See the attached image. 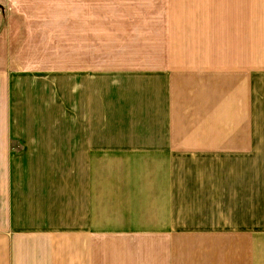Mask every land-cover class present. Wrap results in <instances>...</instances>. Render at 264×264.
Listing matches in <instances>:
<instances>
[{
	"label": "crops",
	"instance_id": "1",
	"mask_svg": "<svg viewBox=\"0 0 264 264\" xmlns=\"http://www.w3.org/2000/svg\"><path fill=\"white\" fill-rule=\"evenodd\" d=\"M193 1L0 0V264H264L262 0Z\"/></svg>",
	"mask_w": 264,
	"mask_h": 264
},
{
	"label": "rangeland",
	"instance_id": "2",
	"mask_svg": "<svg viewBox=\"0 0 264 264\" xmlns=\"http://www.w3.org/2000/svg\"><path fill=\"white\" fill-rule=\"evenodd\" d=\"M199 1H201V0H194L193 2H194V4H198ZM203 1H206V0H203ZM232 2H234V1H232ZM261 7H262V26H261L262 39L260 40L259 47H260L261 67L263 69L262 71L264 72V62H263V57H264V0L261 1ZM232 8H233V6H232ZM0 11L2 12V14L4 16V20L2 22V28H3L5 26V17H6L5 15H6V11H7L6 6L0 4ZM195 13H196V17H201V15H202L198 11H196ZM189 14H190L189 11L183 13V15L187 19L189 18V16H190V19H191V17H194L193 15H191V14L189 15ZM203 17H205V16H203ZM221 18H222V16H215L214 17L215 25L213 26V29L219 28V31H218L217 37H216V40H218V41H219V38H221V36L223 34V30L220 29L222 26V19ZM232 48H234V50H236V47L233 45H232ZM221 55L223 56L221 58H224V54H221ZM263 91H264V85H262V92ZM258 116L260 119H264V101H262L260 111L258 112ZM138 131H139V129H137V130L133 129L134 133H138ZM108 134H109L108 129H101L102 139H105V138H103V136L108 137ZM72 162H74V161L69 162L70 167L72 165ZM262 196L264 197L263 191H262Z\"/></svg>",
	"mask_w": 264,
	"mask_h": 264
}]
</instances>
